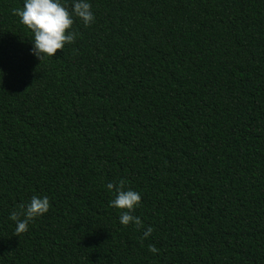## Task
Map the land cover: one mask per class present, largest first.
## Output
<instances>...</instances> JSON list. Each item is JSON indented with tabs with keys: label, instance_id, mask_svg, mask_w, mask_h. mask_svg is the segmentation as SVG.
Listing matches in <instances>:
<instances>
[{
	"label": "trees",
	"instance_id": "1",
	"mask_svg": "<svg viewBox=\"0 0 264 264\" xmlns=\"http://www.w3.org/2000/svg\"><path fill=\"white\" fill-rule=\"evenodd\" d=\"M23 3L0 0V264H264V0H90L42 61Z\"/></svg>",
	"mask_w": 264,
	"mask_h": 264
},
{
	"label": "clouds",
	"instance_id": "2",
	"mask_svg": "<svg viewBox=\"0 0 264 264\" xmlns=\"http://www.w3.org/2000/svg\"><path fill=\"white\" fill-rule=\"evenodd\" d=\"M13 14L31 31L30 53L40 61L44 57H53L57 50H63L66 44L74 42L76 34L72 31V26L76 19L85 26L95 20L90 0H71L70 8L62 0H24L23 7L13 9ZM123 184L124 181L121 180L116 184L105 185L109 192L114 193V199L109 201V206L121 210V225L143 228L142 239H147L153 228H145L140 217L134 215L141 203V194L131 188H124ZM20 208V212L14 211L9 216V219L15 222L17 235L27 232L32 221L49 211L50 201L46 195H33ZM149 251L157 254L159 250L154 245H149Z\"/></svg>",
	"mask_w": 264,
	"mask_h": 264
}]
</instances>
